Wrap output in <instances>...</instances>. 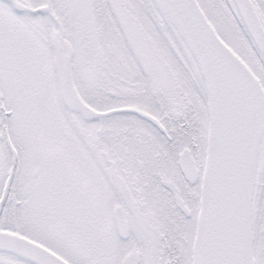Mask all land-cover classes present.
I'll use <instances>...</instances> for the list:
<instances>
[{
    "label": "snow or ice",
    "instance_id": "obj_1",
    "mask_svg": "<svg viewBox=\"0 0 264 264\" xmlns=\"http://www.w3.org/2000/svg\"><path fill=\"white\" fill-rule=\"evenodd\" d=\"M0 264H264V0H0Z\"/></svg>",
    "mask_w": 264,
    "mask_h": 264
}]
</instances>
